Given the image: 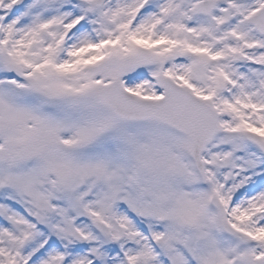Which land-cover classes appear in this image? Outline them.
<instances>
[{"label":"snow or ice","instance_id":"snow-or-ice-1","mask_svg":"<svg viewBox=\"0 0 264 264\" xmlns=\"http://www.w3.org/2000/svg\"><path fill=\"white\" fill-rule=\"evenodd\" d=\"M0 264H264V0H0Z\"/></svg>","mask_w":264,"mask_h":264}]
</instances>
